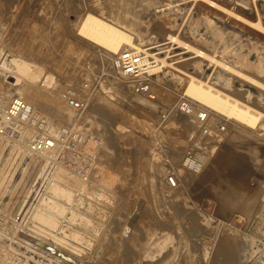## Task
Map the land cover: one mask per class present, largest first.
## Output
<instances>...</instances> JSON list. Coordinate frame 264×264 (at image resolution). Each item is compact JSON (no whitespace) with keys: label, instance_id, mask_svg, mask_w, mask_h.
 Here are the masks:
<instances>
[{"label":"bare ground","instance_id":"6f19581e","mask_svg":"<svg viewBox=\"0 0 264 264\" xmlns=\"http://www.w3.org/2000/svg\"><path fill=\"white\" fill-rule=\"evenodd\" d=\"M224 2L251 12L256 21L246 20L234 9L226 8ZM260 8H264V0H89L76 38L105 56L106 73L111 75L115 88L101 86L96 93L78 99L80 109L69 108L79 116L66 108L70 104L66 99L62 101V97L63 103H57L56 107L40 103L35 89L51 87L53 76L37 62L0 47V264H115L120 257L125 261L119 254L124 250H136L137 257L141 255L146 260L140 264L167 256L166 250L174 238L151 230L147 206L136 197L141 164L149 172L150 189L158 195L164 192L175 203L197 184H213L216 172L223 174L217 187L224 183L229 186L225 191L219 189V197L236 198L235 203L224 208L240 212L230 225L236 229L233 234L253 235L246 234L245 246L235 254L236 263L264 264L257 258L264 254V156L255 146L244 149L252 164L248 173L251 188L247 191L242 190V177H235L237 169L232 166L243 150L240 143L256 137L246 129H260L259 133L264 134V114L233 96L239 94L251 100L253 95L235 89L232 82L236 78L254 86L261 93L256 102L264 107V82L242 71L254 65L255 73L263 77L264 60L248 64L241 49L232 50L231 39L236 40L237 32L222 22L224 18L240 21L264 36V14ZM140 12L149 15L147 21ZM153 24L160 31L183 32L188 42L167 33L160 43L156 37H150L148 29ZM166 42L184 47L194 56V62L186 63L182 58L172 61ZM216 42L224 45L222 50L213 47ZM262 44L251 50L264 53ZM235 46L240 48L239 44ZM207 48L213 49L211 54ZM126 51L139 54L150 75L133 78L119 73L114 60ZM224 53L234 54V61L225 63L215 58L216 54ZM202 61L214 62L219 72L202 74ZM187 67L191 73L186 71ZM6 74L13 83H5ZM169 80L182 87V98L191 106L193 118L190 117L196 129L191 125L190 130L184 118H172L177 101L164 121L154 124L142 112L127 113L120 108V94L131 98L129 107L151 106L150 101L155 99L149 91L151 81L160 88ZM140 83L146 91L142 95L136 93ZM66 94L67 98L76 96L71 90ZM179 106L180 102L178 110ZM194 107L204 110L201 113L207 115L205 123L194 120ZM229 121L226 134H220L222 129L217 124ZM137 130L148 133L153 142H158L160 136L169 137L163 161L153 147L136 139ZM193 134L199 138L195 143L198 146L201 138L206 140L203 146L209 154L195 158L196 164L186 163L185 156L181 162L183 155L192 151L187 145ZM37 138H48L49 147L38 150L34 144ZM223 143L235 145L232 156L216 151L214 146ZM136 146L146 151L143 156L133 155V163L117 160L118 165L113 162L114 167H105L104 161L112 158L115 161L125 155L128 158L127 154ZM10 154L17 164L13 170L4 168ZM224 161L228 162L225 167L221 164ZM24 170L25 179L16 182L14 173ZM170 177L173 188L166 183ZM90 181H95V185ZM20 182L21 198L18 195L13 199ZM38 182L44 188L43 193L37 196L36 204H30L33 184ZM118 197L122 199L118 201ZM200 218L204 223L212 222L205 215ZM108 245L119 253L107 252Z\"/></svg>","mask_w":264,"mask_h":264},{"label":"rangeland","instance_id":"374dc122","mask_svg":"<svg viewBox=\"0 0 264 264\" xmlns=\"http://www.w3.org/2000/svg\"><path fill=\"white\" fill-rule=\"evenodd\" d=\"M0 1V47H3V50L6 52L10 51L15 56L37 62L46 73L53 76L54 82L51 87L43 89L39 86V88L35 89L37 99L40 103L47 107H56L59 105L57 103H63L62 101L66 99L70 104L66 108L71 109L69 107L74 108L78 99L96 93L101 86L104 88L112 86L111 75L106 73L107 65L104 62L105 56L97 49L86 45L76 38L79 22L83 19L84 13L87 11L89 0ZM188 5L190 7L191 4ZM223 5L228 9H234L252 23L256 21L254 14L243 10L240 6L234 5L232 2H224ZM135 10L139 12L138 9ZM260 11L264 14V8H260ZM141 18L147 21L149 15L142 13ZM222 22L226 28H231L237 32L236 40L234 38L231 39L233 44L232 50L241 49V52L246 55L248 64H255L257 61L264 60V53L251 50V48H258L259 45H263L264 36L259 35L255 29L240 21L224 18ZM262 22L264 25V19ZM148 30L151 33L150 37H156L160 43L165 41V34L167 33L172 36H177L182 42H188V38L185 37L183 32L178 33L177 30L160 31L154 24ZM166 44H168L166 47L170 50V57L174 58L172 61L182 58L186 63L194 62V56L184 50V47L179 46L178 43L169 44V42H166ZM235 44H239L240 48H236ZM195 45L202 50L206 49L198 44ZM223 46V44L216 42L213 47L218 51L222 50ZM211 51L207 48V53L211 54ZM152 53L157 54L154 50ZM159 57L162 56L160 55ZM215 58L225 63H232L235 55L228 53L216 54ZM254 68V65H251L242 71L256 80L264 82V76L260 78L255 73ZM200 69L204 75L219 72V67L214 62L211 64L209 61H202ZM186 71L191 73L190 67H187ZM9 77L11 76L8 74L4 76L5 83L14 82ZM151 79H154V76ZM232 84L235 89H241L243 92L245 91V93L247 92V94L250 93L253 95L251 100L239 94H233L234 97H239L240 101H242L241 103H246L252 109L264 114V107L259 106L256 102V98L261 93L254 86L246 82H241L236 78L233 79ZM70 90L75 92L76 96L74 98H67L66 93ZM149 91H151V94L155 98L150 101L151 106L129 107V104L132 102L130 100L131 98H124L120 94L121 96H119L118 101L120 108L124 109L127 113L142 112L145 117L152 121L151 124H154L162 123L165 116L169 114L174 102L177 101V104L174 105V112L171 113L172 118H184L190 130H192L193 116L192 118H187L182 116L178 110V104L182 100V87L180 85L170 81L158 88L151 81V89ZM123 92L128 93L127 90H123ZM61 97L63 98L62 101L60 99ZM194 109L196 110L195 113L204 111L196 107ZM71 111L73 110L71 109ZM73 113L74 116L80 115L74 111ZM212 121L211 119V123ZM229 125H231L230 121L218 123L217 128L220 127L222 129L219 133L226 134L230 127ZM192 127L194 126L192 125ZM246 130L253 133L256 137L253 140L240 143L239 146L243 150H241L236 161L232 162L234 169L235 167L237 169L234 170L235 177L236 175L242 177L240 182L243 183L241 187L244 191L251 188L248 173L252 165L244 149L255 146L260 154L264 156V134L259 133L260 129ZM137 132L136 139L142 143H148L150 147H153L156 150V154H159V158L163 161L166 148L168 147L169 137L160 136L161 139L158 142H153L148 133L139 132L138 130ZM194 134L191 136V140L189 139L190 143L187 146H190L189 148L192 147L191 152L193 154H197L201 158L207 157L209 154L208 150L206 151L203 146V142L206 140L201 138V146H198L195 143L199 138ZM70 145L72 147L73 144ZM214 147L217 149L216 151L228 156H232V153L235 151L234 144H216ZM145 151V148L136 146L129 151V154H127L128 158L126 155L125 158H121L122 156L115 158V161L112 158V160L104 161V165L105 167L109 166V168L113 164L118 165L117 160L131 164L133 163V155L135 157L138 155L143 156ZM184 156H186V153L183 155L181 162ZM78 162L85 163L86 166L89 165V163L81 160ZM15 163L14 155L10 154L4 168L13 170L17 165ZM223 163L226 164L224 165ZM221 164L225 167L228 162L224 161ZM165 169V171L168 170V168ZM141 172L142 176L139 181L140 185L136 189V193H138L136 197L141 199L142 203H145L147 206L146 211L150 214L148 221L151 222L149 223L151 230H160L165 236L168 235L174 238L173 244L169 245L166 250L165 254L167 256L154 259L149 264H237L235 254L241 250V247L245 246L246 239H248L246 238V234L250 236L252 234L245 231V234L242 233L244 234L243 237L241 236L242 234H233L232 230L236 229H232L230 225L234 220L238 219L237 217L240 216V212L224 208L225 206H231L233 202L235 203L237 201L235 200L236 198L219 197V189L221 188V190L225 191L229 186L224 183L217 187V183H220L223 174L217 175L219 173L216 172L211 180L213 184L199 183L191 191L184 193L185 196L175 203L174 200L170 202L171 199L164 192L158 195L157 191L150 189L148 182L149 172L142 164ZM26 173L27 171L25 170L22 173L16 172L14 173L13 179L19 182L21 178L25 179ZM94 182L92 181L91 183L94 184ZM179 185L181 187L180 190H182L184 188L182 183ZM27 186L24 188L26 189ZM21 187L20 182L14 189L13 199L19 195ZM118 187L116 186V188ZM43 189L40 182L33 184L30 204H36L37 196L42 195ZM19 197L21 198V195ZM121 199V197H118V201ZM174 206H178L177 209L173 208L170 210ZM203 215L207 216L212 222L210 224L204 223V221L202 222L200 216ZM213 235L215 239L211 240L210 237ZM106 251L116 254L119 253L111 245H108ZM205 253L208 254L206 257ZM119 254L125 258V261L120 257L116 259L115 264H140L146 262V260H142L141 255L137 257L136 250L134 252L132 250H124ZM257 258L258 261L264 262V254L258 255Z\"/></svg>","mask_w":264,"mask_h":264},{"label":"built area","instance_id":"2783aa9c","mask_svg":"<svg viewBox=\"0 0 264 264\" xmlns=\"http://www.w3.org/2000/svg\"><path fill=\"white\" fill-rule=\"evenodd\" d=\"M114 61H115V66L118 69V72L124 76L133 77V78H144L150 75L148 73L149 67L146 66L145 63H143V58L137 53L126 51L120 55H117ZM149 63H152V62L150 61ZM136 89L138 91L136 93L138 94L142 95L146 93L144 85L142 83H140V85H137ZM74 108L78 110L80 109V106L78 104H75ZM179 111L188 117L193 115L191 113L192 110H191V106L189 102L183 98L180 102ZM194 118H195L194 120L200 124H203L207 121V115L201 112L195 113ZM49 143L50 142L48 138L47 139L37 138L34 141V144L36 145V148L38 150L49 147L50 145ZM197 157H199V155H195L192 152L187 153V155L185 156L186 163L196 164L197 162L195 158ZM166 183H168L172 188L174 187L171 177L166 180Z\"/></svg>","mask_w":264,"mask_h":264}]
</instances>
